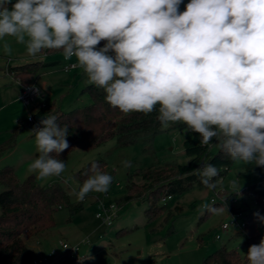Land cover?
I'll return each mask as SVG.
<instances>
[{
	"label": "clouds",
	"instance_id": "1",
	"mask_svg": "<svg viewBox=\"0 0 264 264\" xmlns=\"http://www.w3.org/2000/svg\"><path fill=\"white\" fill-rule=\"evenodd\" d=\"M182 2L0 0V38L25 43L27 37L34 57L62 49L122 113L155 109L162 125L183 122L201 146L264 168V0H190L180 13ZM101 40L107 43L96 48ZM30 132L39 153L30 170L40 179L61 177L69 126L48 112ZM90 171L72 190L78 202L90 192L107 193L114 180L95 162ZM193 174L210 190L220 184V169L206 160ZM233 188L239 193L235 182ZM110 210L105 223L119 209L112 204ZM253 215L264 223L259 212ZM246 255L250 264H264V237Z\"/></svg>",
	"mask_w": 264,
	"mask_h": 264
},
{
	"label": "rangeland",
	"instance_id": "2",
	"mask_svg": "<svg viewBox=\"0 0 264 264\" xmlns=\"http://www.w3.org/2000/svg\"><path fill=\"white\" fill-rule=\"evenodd\" d=\"M189 2L183 0L178 6V12L185 11ZM27 39L25 43H18L15 37L0 38V169L4 166L13 168L20 180L32 175L42 186L59 182L73 202L77 199L71 194L72 190H79L82 185H79L73 174L89 161H105L103 172L112 175L114 180L107 193L87 194L82 209L75 215L70 217L67 208L57 210L54 225L50 229L41 236L26 240L31 256L24 264H33V260L44 258L49 264H57L61 258L66 257L61 243L77 246V255L87 264H197L221 245L236 248L243 253V239L234 235V230L221 232L219 229L229 209L226 205H213L210 198L215 197L214 191L222 188L224 195L234 192L235 182L237 189L240 186L242 202L234 204L231 212L254 211L257 205L250 200L247 202L244 193L248 191L246 188L249 185L259 183L264 178V169L245 171L242 162L235 160L231 167L224 169L226 173L220 175L223 180L215 189L193 187L178 196L162 200L159 204L166 207L165 211L151 219L145 214L148 205L146 200L123 201L129 176L136 186L142 184L138 169L170 160L179 163L188 160L183 153L182 143L191 136V132H185V128L179 130L170 128V124L163 125L164 131L153 138L148 151L142 150L140 142L119 146L114 139L89 151H74L68 157L61 177L38 178L37 172L30 170L38 152L35 137L30 132L32 124L27 122L31 108L38 103L54 101L62 110L67 111L88 104L90 97L85 93L80 94V91L90 81L75 56L65 60L63 51L47 53L44 50L34 57L27 51ZM106 43L104 41L96 47H103ZM5 44L9 51H5ZM35 61L51 64L35 76L33 82L39 89V98L27 107L18 98L20 84L6 74L5 69ZM68 63H74L77 67L67 72L64 66ZM216 150L215 145L211 146L212 153ZM125 160L131 161L130 167H123L121 162ZM2 189L0 186V191ZM99 200L104 203L115 202L120 206L111 225L95 216ZM212 205L221 210H209L206 214ZM260 214L264 216V209ZM238 220L243 222V217L240 216ZM254 224L257 232L264 234V223L256 218ZM215 234L221 237L216 239ZM52 252L55 254L49 257ZM46 260L39 264H45ZM72 264H75L74 261Z\"/></svg>",
	"mask_w": 264,
	"mask_h": 264
},
{
	"label": "trees",
	"instance_id": "3",
	"mask_svg": "<svg viewBox=\"0 0 264 264\" xmlns=\"http://www.w3.org/2000/svg\"><path fill=\"white\" fill-rule=\"evenodd\" d=\"M104 41L101 40L99 44ZM58 51L62 49L46 50L47 53ZM49 65L42 61L28 62L9 67V71L15 78L20 79L21 86H27L34 83L35 76ZM83 93L90 97V102L67 111L62 110L54 101L35 105L30 110L38 121L50 112L57 117L58 123L69 126V134L66 137L69 148L59 155V159L66 163L74 151H89L111 139H114L119 146H129L140 142L142 150L148 151L153 138L164 131L163 125L157 119L158 112L155 109L150 114L122 113L105 101L106 93L103 88L94 83L84 86L80 91V94ZM156 108H159V105ZM169 124L170 128L179 130L187 127L183 122ZM182 146L183 153L188 157L185 163L170 160L138 169L142 184L136 186L129 176L125 184L123 201L146 200L148 205L145 214L148 219H151L165 211L166 207L159 204L162 200L178 196L193 187H205L199 177L193 174V170L200 166L201 161L206 160L217 166L220 169V175L226 173L225 167H231L235 162L218 147L212 153L211 146H201L199 134L195 132H191V136L183 141ZM38 154V152L35 154L36 158ZM240 161L245 171L264 169L243 160ZM94 162L99 165L101 171H104L105 161L100 159L89 161L73 174L79 185L92 174L90 169ZM0 186L3 187L0 191V264H24L29 261L31 249L26 240L38 237L50 229L54 225V214L57 210L67 208L71 217L83 206L82 202L70 200L61 183L53 182L42 186L32 175L20 180L16 177L13 168L9 166L0 169ZM247 189L252 191L259 200L264 196V186L259 183L251 184ZM236 196L235 192L224 195L229 211L234 210L232 199ZM238 197L242 202L241 196L238 195ZM213 205L222 206L221 203ZM208 211L209 209L206 214ZM253 213V211L241 213L244 227L243 230H238L234 234L243 239L242 254L236 248L221 245L204 256L197 264H250L246 255L249 247L259 244L264 237V234L256 230L254 224L256 217ZM73 261V258L66 256L57 264H72ZM79 264H87V262L83 260Z\"/></svg>",
	"mask_w": 264,
	"mask_h": 264
},
{
	"label": "built area",
	"instance_id": "4",
	"mask_svg": "<svg viewBox=\"0 0 264 264\" xmlns=\"http://www.w3.org/2000/svg\"><path fill=\"white\" fill-rule=\"evenodd\" d=\"M76 67H77L76 64L68 63L66 66H64V69H65V71H70L72 69H75ZM82 69L84 71L83 66H82ZM5 73L8 75H11L13 78H15L12 75V73L9 71V67L5 69ZM15 79L17 80V82L21 86L20 79L19 78H15ZM37 98H39V89L34 83H31L27 86H21L20 93H19V99L21 100V102L25 106L29 107L32 103H34L37 100ZM38 104L43 105L41 103H38ZM38 104H36V105H38ZM27 122L32 124V128L39 124V121L36 120V118L34 117L32 112L27 116ZM224 169H227V168L225 167ZM219 179H220V182H222L223 177L219 176ZM259 184L261 186H264V178H261ZM223 189L224 188H222L221 190L219 189L220 191L218 190L220 192V194L218 193V191H214L215 197L210 198V202L212 204L221 203L222 205H226V200H225V197L223 194V191H224ZM77 191H78V189H77ZM238 195L241 196L240 191H239V193H237V196L232 199L233 204L241 203ZM244 199L246 201L250 200L251 203H254L255 205H257L255 210L253 211L254 213L255 212L261 213L262 209H264V208H262V204H264V196H262L260 198V200L258 201L255 194L252 191L248 190L246 193H244ZM247 202H249V201H247ZM247 202H246V204H247ZM112 204H115L117 206V208L120 209V206L115 202L104 203L103 201L99 200L98 210H97L95 216L97 218H100L104 222L108 216H111V210L110 209H111ZM117 212L114 216H112L110 223H105V222L104 223L107 225H111L112 221L115 219V217L117 215ZM240 216L242 217L240 212L229 211L227 218L219 224L220 231L221 232H227L230 230H234L236 232L238 230H243L244 221L239 222L238 218ZM220 237H221L220 234H215L216 239H219ZM61 248L65 252L64 255H66L70 258H73L75 264H79L82 262L83 258L79 257L77 255V246H69L66 243H61ZM54 254H55V252L50 253L49 257H53ZM45 260H46V258H44L43 260H33L32 262H33V264H39L40 262L45 261ZM45 264H49V261H47Z\"/></svg>",
	"mask_w": 264,
	"mask_h": 264
},
{
	"label": "crops",
	"instance_id": "5",
	"mask_svg": "<svg viewBox=\"0 0 264 264\" xmlns=\"http://www.w3.org/2000/svg\"><path fill=\"white\" fill-rule=\"evenodd\" d=\"M27 63H28V62H27ZM24 64H25V63H24ZM49 64H51V63H49ZM21 65H22V64H21ZM16 66H17V65H16ZM67 72H68V71H67ZM90 83H92V82H90ZM34 84H35V83H34ZM88 84H89V83H88ZM86 85H87V84H86ZM86 85H85V86H86ZM20 89H21V86H20ZM20 89H19V93H20ZM19 93H18V98H19ZM41 235H42V234H41ZM41 235H40V236H41Z\"/></svg>",
	"mask_w": 264,
	"mask_h": 264
}]
</instances>
